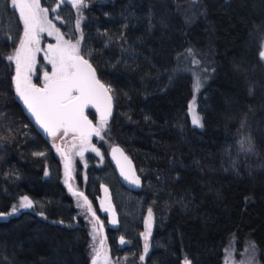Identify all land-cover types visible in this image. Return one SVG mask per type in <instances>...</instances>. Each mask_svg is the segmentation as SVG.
<instances>
[{"label": "trees", "instance_id": "1", "mask_svg": "<svg viewBox=\"0 0 264 264\" xmlns=\"http://www.w3.org/2000/svg\"><path fill=\"white\" fill-rule=\"evenodd\" d=\"M81 8L82 52L111 87L115 110L102 156L88 154L77 182L96 203L103 177H114L133 210L124 216L115 202L118 226L99 213L112 263L223 264L234 241L237 256L252 248L264 264V0H84ZM22 37L18 9L0 0V264H92L89 223L59 153L14 90L7 57ZM199 69L208 78L195 127ZM114 144L133 159L140 192L117 180ZM25 196L32 208L19 207Z\"/></svg>", "mask_w": 264, "mask_h": 264}, {"label": "snow or ice", "instance_id": "2", "mask_svg": "<svg viewBox=\"0 0 264 264\" xmlns=\"http://www.w3.org/2000/svg\"><path fill=\"white\" fill-rule=\"evenodd\" d=\"M11 5L13 9H18L19 18L23 22V37L19 41V47L15 49L14 54L7 57L16 65L15 93L45 133L53 138L61 133L64 137L72 134L73 140L79 141L77 154L83 156L84 151L91 146L89 144L91 136L95 135L103 139L101 131L105 129L112 112L113 97L110 95L112 89L101 83L92 64L81 54L80 41L72 43L70 40H64L59 29L48 19L49 9L41 7L40 0H11ZM74 6L77 8L84 6V0H74ZM56 7L59 8V4ZM52 11L55 12L56 9ZM56 19L59 17L57 16ZM44 32H47L49 36L55 35L57 42L55 45H48L45 59L51 65V71L43 73V84L37 86L32 82V77L36 72V54L41 51L40 34ZM189 52L191 53V50ZM260 57L264 59V50L260 52ZM195 87L197 90L200 87L199 78L196 80ZM89 107L95 108L100 113L99 126H93L92 121L85 115V110ZM190 110L193 112V124L202 127L199 115L195 113L194 108ZM241 144L243 146V142ZM73 146L75 147V144ZM91 150L99 155V150L94 146H91ZM246 150H251L250 142ZM112 151L114 155L118 152L123 155L119 148H113ZM36 155H43V153H36ZM124 160L127 161V157H124ZM128 163L130 164V161ZM121 174L130 183L139 186V177H136L134 173H125L123 166ZM65 176L68 179L71 178V160L67 156H65ZM65 182L67 183V179ZM69 190L72 191L71 185ZM73 195L82 197L84 204L80 206L86 207L87 211L95 216L91 204L82 192H73ZM19 207L32 208L33 203L25 196ZM17 210L13 208V212ZM104 211L108 209L105 208ZM151 220L152 212L149 209L148 219L145 222L147 231L143 234L145 252L148 250L147 241L151 233ZM112 223H116L115 218ZM95 231L96 226L93 225V232ZM120 242L125 243L123 238ZM100 245L102 248L103 241ZM101 248L93 247L92 264H99L101 259L107 264V255L102 253ZM143 258L142 256L141 259ZM184 264H191V262L185 258Z\"/></svg>", "mask_w": 264, "mask_h": 264}, {"label": "rangeland", "instance_id": "3", "mask_svg": "<svg viewBox=\"0 0 264 264\" xmlns=\"http://www.w3.org/2000/svg\"><path fill=\"white\" fill-rule=\"evenodd\" d=\"M40 4L41 7L44 8H48L49 12H48V19L51 20L52 24L55 25V27L57 29H59V32L62 34L64 40H70L72 43H76V41H80V51H81V46H82V40H83V22H84V13H83V9L81 7L77 8L74 6V2L72 3H67L63 0V2H61V0H40ZM59 4V8L56 7V5ZM56 9L55 12L52 11V9ZM69 15V16H65ZM59 17V19H56V17ZM79 25V26H77ZM61 26H64L66 28L67 31L70 32V35L75 36V39H69L67 38L62 32L61 30ZM60 27V28H59ZM56 36L52 35L49 36L47 34V32L41 33L40 34V48L41 51L38 52L36 54V66L38 64V57L41 55L43 57L42 62L40 63V72H41V85L43 84V73L45 71L50 72L51 71V65L48 63V61L45 59V52L48 49V45L52 44L55 45L56 44ZM48 66H50V69H48ZM35 75V74H34ZM33 75V76H34ZM194 78H195V82H194V95L193 98L190 102L189 105V114H190V119H191V123L193 126L195 127H200L197 126L195 124H193L192 119H193V112L190 110L191 108H194L195 113L197 115H199V117L201 118V123L203 125L202 122V117L200 115V113L198 112V99H199V95L202 91V87H203V81L206 80L208 78V72L206 71V69H199L194 71ZM197 78L200 79V87L197 90L195 87L196 84V80ZM34 77H32V82ZM99 121L97 120L95 122V126H99ZM108 129H109V121H107V125L105 127L104 130L101 131V136L103 137V139H101L100 137L97 136H93L90 137V141L89 144L91 146H94L96 149H98L96 143H94V140L97 142H104L106 144H108L107 142V136H108ZM51 142L54 144V147L56 148V150L59 148L60 150L58 151L62 165H63V169H64V177L65 180L67 179V185H71L72 189L75 191L78 190H82L83 188L79 187L78 182H77V172L80 170L82 173L86 174V170L88 167V163L90 162V156H88V153H92L95 156H99L101 155V152L99 150V155L91 150V146L84 151L83 156L78 155V151H79V141L78 140H73V135L69 134L67 137H64L63 134H59L57 137L53 138L50 136ZM75 144V147L73 146ZM64 149L66 155L68 158H70L71 160V178L68 179L65 176V158L64 155H62V150ZM108 178V177H107ZM114 188L116 186V184H113ZM107 190V191H105ZM103 191V197L101 199V208L102 211L104 213L108 214L107 219L109 220V224L112 226H117L118 225V218H117V212H116V208H114V204L113 201L110 197V193L108 191V189H105ZM115 195H116V200L117 203L122 207H124V209L122 210L123 215L125 216L126 214L128 215V213L133 212V210H128L129 207H127L128 205V201H129V197L128 194L126 193V191L121 190L119 188H115ZM76 196V195H75ZM77 202L79 204V207L82 209V211L85 214V217L88 220L89 223V228H90V233H91V242H92V259L94 256V252H93V247L96 248H101L100 242L103 241V227H102V223H103V219L101 218L100 214L97 211V208L94 206L93 203L90 202L91 207H92V211L95 212V216L92 215L91 212H88L86 207H81L80 205L84 204V200L82 197H78L76 196ZM107 208L108 211H104V209ZM136 208V206H135ZM134 208V210H135ZM113 218H115L116 223L113 224L112 220ZM135 218V216H134ZM127 223V222H126ZM93 225L96 226V231L93 232ZM124 228H126L127 224H124ZM132 236V234H131ZM135 236V235H134ZM95 237V239H94ZM133 237V236H132ZM102 253H106L107 255V264H113L112 263V259H111V255H110V251H109V247H108V242L105 239V242L103 244V248H101ZM99 264H105L104 260L101 259L99 261ZM223 264H260L259 260L257 258V254L255 252V250L251 249H247L246 251H244L241 256H237L236 255V248H235V244L234 241H231L230 244L228 245L227 249H226V254H225V258H224V263Z\"/></svg>", "mask_w": 264, "mask_h": 264}, {"label": "flooded vegetation", "instance_id": "4", "mask_svg": "<svg viewBox=\"0 0 264 264\" xmlns=\"http://www.w3.org/2000/svg\"><path fill=\"white\" fill-rule=\"evenodd\" d=\"M60 28V27H59ZM61 30L63 31L62 33L67 37V38H69V39H72V40H74L75 39V36H71L70 35V32L69 31H67L66 30V28L64 27V26H61ZM81 54L82 55H84L83 54V52H82V46H81ZM85 56V58L86 59H88L87 57H86V55H84ZM42 60H43V57L40 55L39 57H38V64H37V67H36V72H35V75L33 76L34 77V79H33V83H35V84H37V86H41V72H40V63L42 62ZM89 60V59H88ZM89 63H91V61L89 60ZM92 64V63H91ZM92 66H93V68L95 69V67H94V65L92 64ZM48 69H50V66H48ZM95 71H96V69H95ZM96 76H97V78L101 81V79L99 78V76H98V73H97V71H96ZM38 77V78H37ZM102 82V81H101ZM103 83V82H102ZM85 115H87V117H88V119L89 120H91L92 121V123H93V126H95V122L97 121V120H100V115H99V113L96 111V109L95 108H93V107H89L88 109H86L85 110ZM34 121H35V118H32ZM110 120L111 119H109L108 121L110 122ZM36 122V121H35ZM37 124V123H36ZM41 128V127H40ZM42 129V128H41ZM43 130V129H42ZM44 131V130H43ZM47 134V133H46ZM94 136V135H93ZM93 136H91V137H93ZM96 140V139H95ZM94 140V143H96V145H97V147H98V150H100V152H101V155H99V156H95V157H101L102 156V148L104 147L103 146V144L102 143H104V142H96ZM104 144H106V143H104ZM114 145H118V144H114ZM114 145H112L111 147H110V149L114 146ZM110 149H109V151H108V158H109V161H110V156H109V153H110ZM89 154V153H88ZM92 154V153H91ZM93 155V154H92ZM91 157V156H90ZM94 159V158H93ZM110 163H111V161H110ZM111 165H112V163H111ZM112 167H113V165H112ZM113 169H114V171H115V174H116V176H117V180L119 181V183L122 185V183H121V181L119 180V178H118V175H117V173H116V170H115V168L113 167ZM108 177V178H107ZM113 179H115L114 177H111V176H104L103 177V179L101 180V182H100V184H99V192L97 193V194H95L97 191H93V194H95L94 195V197H95V199L97 200V202L96 203H93V202H91V200H90V202L91 203H93L94 204V206L97 208V211H98V213H102V214H105V215H107V217H108V214L107 213H104L103 211H102V208H101V199H102V197H103V191L105 190V189H108V191H109V193H110V197H111V199H112V201H113V204H114V208H116V204H115V199H114V190H113V187H112V184H115V182L113 181ZM114 182V183H113ZM123 186V185H122ZM83 187V191L82 190H78V191H75V190H73L72 189V191L73 192H82L83 194H86V192H88V187H87V185H86V187H85V185L84 186H82ZM123 187H125V186H123ZM126 188V187H125ZM127 189V188H126ZM129 190V189H128ZM130 191V190H129ZM132 192V191H131ZM132 193H134V192H132ZM88 194V193H87ZM93 194H90V196H92ZM88 196V195H87ZM90 196H88V197H90ZM116 210V209H115ZM116 212H117V210H116ZM117 218H118V225H119V217H118V214H117ZM117 225V226H118Z\"/></svg>", "mask_w": 264, "mask_h": 264}, {"label": "water", "instance_id": "5", "mask_svg": "<svg viewBox=\"0 0 264 264\" xmlns=\"http://www.w3.org/2000/svg\"><path fill=\"white\" fill-rule=\"evenodd\" d=\"M67 3H72L74 2V0H64ZM19 12V11H18ZM102 83V82H101ZM111 95V94H110ZM26 108V107H25ZM114 110H115V105H114V101L112 99V112H111V116L108 117V120L111 119L113 117L114 114ZM29 113V112H28ZM99 113V112H98ZM29 115L31 116V114L29 113ZM100 115V113H99ZM32 117V116H31ZM34 118V117H32ZM113 148H119L121 150V152L123 153V155H121L119 152L116 153L115 155L113 154ZM62 153L64 154V158L66 155L64 149L62 150ZM110 161L113 165V167L116 170V173L118 175L119 180L121 181L122 185L125 186L127 189H129L130 191L134 192V193H138L142 190L143 188V180L142 177L139 175L138 170L136 168V165L133 161V159L127 154V152L123 149L122 146L120 145H114L111 149H110ZM124 157H127V161L124 160ZM119 161V163H118ZM130 161V164L128 163ZM123 166L125 173L128 174H133L136 177H139V186H137L136 184L130 183V181L128 179H125V176L121 174V167ZM85 196V195H84ZM86 197V196H85ZM88 200V199H87ZM88 202L90 203V201L88 200ZM153 228V222L151 220V229ZM103 244L105 242L106 239V235L104 233V229H103ZM103 248V247H102Z\"/></svg>", "mask_w": 264, "mask_h": 264}]
</instances>
